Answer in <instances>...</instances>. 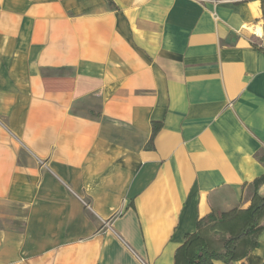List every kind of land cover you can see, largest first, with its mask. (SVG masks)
<instances>
[{
  "label": "crops",
  "instance_id": "crops-1",
  "mask_svg": "<svg viewBox=\"0 0 264 264\" xmlns=\"http://www.w3.org/2000/svg\"><path fill=\"white\" fill-rule=\"evenodd\" d=\"M111 1L0 0V264H174L264 174L261 1Z\"/></svg>",
  "mask_w": 264,
  "mask_h": 264
},
{
  "label": "trees",
  "instance_id": "trees-1",
  "mask_svg": "<svg viewBox=\"0 0 264 264\" xmlns=\"http://www.w3.org/2000/svg\"><path fill=\"white\" fill-rule=\"evenodd\" d=\"M262 14L264 17V0ZM108 3L116 8L111 0ZM260 160L263 161L262 158ZM248 208L227 213L211 212L196 223L174 256V264H230L244 259L264 229V174L252 182Z\"/></svg>",
  "mask_w": 264,
  "mask_h": 264
},
{
  "label": "built area",
  "instance_id": "built-area-1",
  "mask_svg": "<svg viewBox=\"0 0 264 264\" xmlns=\"http://www.w3.org/2000/svg\"><path fill=\"white\" fill-rule=\"evenodd\" d=\"M245 29L257 38V42L254 43L255 48L264 52V36L260 31L259 25L252 23L246 26Z\"/></svg>",
  "mask_w": 264,
  "mask_h": 264
}]
</instances>
